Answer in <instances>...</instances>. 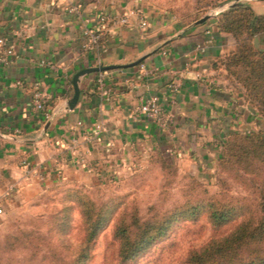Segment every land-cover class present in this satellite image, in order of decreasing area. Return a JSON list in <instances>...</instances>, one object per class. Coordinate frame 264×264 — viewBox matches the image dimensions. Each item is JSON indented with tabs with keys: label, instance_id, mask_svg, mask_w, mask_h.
I'll list each match as a JSON object with an SVG mask.
<instances>
[{
	"label": "crops",
	"instance_id": "obj_1",
	"mask_svg": "<svg viewBox=\"0 0 264 264\" xmlns=\"http://www.w3.org/2000/svg\"><path fill=\"white\" fill-rule=\"evenodd\" d=\"M251 5L264 12V0ZM132 7L146 13V29L135 16L130 24L102 19ZM218 18L185 23L147 0H0V37L11 48L7 62H0L5 210L55 179L99 183L153 149L172 151L181 165L212 178L222 138L264 125L218 66L237 45ZM84 24L101 32L97 47L84 45ZM256 43L264 48V32ZM97 65L114 67L82 76L79 100L69 108L74 74ZM36 80L52 94L48 119L33 106ZM153 94L172 117L166 128L136 110ZM11 185L15 190L6 197Z\"/></svg>",
	"mask_w": 264,
	"mask_h": 264
},
{
	"label": "rangeland",
	"instance_id": "obj_2",
	"mask_svg": "<svg viewBox=\"0 0 264 264\" xmlns=\"http://www.w3.org/2000/svg\"><path fill=\"white\" fill-rule=\"evenodd\" d=\"M147 1L167 8L186 22L195 21L197 17L206 14L214 15L217 9V14H220L238 3L253 2ZM218 66L228 84L240 91L247 100L242 83L229 73L222 62ZM260 129L264 130V125L255 130ZM228 139V136L222 138L219 154L225 150ZM251 175L249 173L245 177ZM239 178L230 163L220 162L217 165L216 161L214 175L208 178L190 166L181 165L175 156L170 162L164 160L157 149H153L143 154L130 167H124L96 184L85 185L74 180L55 179L41 186L27 200L15 203L0 215V264L74 262L87 225L78 194L92 200L97 206L105 204L104 207H117L96 239L89 264H186L192 249L200 247L212 236L226 233L235 222L216 226L210 217V211L204 208L197 218L177 221L167 236L153 244L145 253L127 262L120 257V240L115 235L117 223L124 217L125 222L134 227L131 222L134 213L141 221H146L201 200H228L231 197L251 200V196L256 195L253 188L247 179Z\"/></svg>",
	"mask_w": 264,
	"mask_h": 264
},
{
	"label": "trees",
	"instance_id": "obj_3",
	"mask_svg": "<svg viewBox=\"0 0 264 264\" xmlns=\"http://www.w3.org/2000/svg\"><path fill=\"white\" fill-rule=\"evenodd\" d=\"M218 17L220 30L232 33L237 41L236 48L219 62L242 83L247 100L264 118V48L256 43V37L264 32V12L242 2L221 12ZM179 18L185 23L193 22ZM228 137L230 139L219 154L217 165L220 162L233 165L239 179H247L256 195L251 196V200L244 197L201 200L146 221H141L134 213L131 220L134 227L123 217L116 225L115 235L120 240L119 253L124 262L137 258L167 236L177 221L197 218L205 208L210 211L216 226L235 223L226 233L212 236L200 247L192 249L186 264H264V130H238ZM157 152L164 160H173L172 151L158 149ZM249 173L252 175L245 177ZM77 197L83 206L87 225L77 257L69 264H89L96 239L117 207L97 206L81 194Z\"/></svg>",
	"mask_w": 264,
	"mask_h": 264
},
{
	"label": "built area",
	"instance_id": "obj_4",
	"mask_svg": "<svg viewBox=\"0 0 264 264\" xmlns=\"http://www.w3.org/2000/svg\"><path fill=\"white\" fill-rule=\"evenodd\" d=\"M71 11H78L76 6H72ZM135 16L138 19L139 27L142 29H146L148 25V19L146 13L137 7H132L127 11L116 15L111 16L109 14H103L102 19L110 20L113 22L121 23V24H130L132 22V17ZM83 34L85 36V46L88 48H95L98 46L101 40V32H99L96 28L90 27L88 25H83ZM6 37H0V44L2 48L0 49V62H7L8 54L11 52V48L6 46ZM17 84H23L22 80H17ZM32 102L33 106L36 110L43 113V117L48 119L51 117L52 113L48 108L49 102L52 98V94L45 90L39 81H34L32 84ZM136 110L142 114H145L149 118H151L158 126L162 128H166L169 126L172 117L166 111L164 105L162 104L158 95L153 94L148 97H144L141 99L139 104L136 106ZM26 165L30 166V162L26 161ZM15 190V186L11 185L8 187L7 192L5 193L6 197H9L12 191ZM6 212L4 203L0 199V215Z\"/></svg>",
	"mask_w": 264,
	"mask_h": 264
},
{
	"label": "water",
	"instance_id": "obj_5",
	"mask_svg": "<svg viewBox=\"0 0 264 264\" xmlns=\"http://www.w3.org/2000/svg\"><path fill=\"white\" fill-rule=\"evenodd\" d=\"M219 12V9H217L215 11V14H217ZM211 15L210 14H206L202 17H200L199 19L195 20L194 23H202L205 20H207ZM114 67V65H97V66H88L85 68H82L80 70H78L74 76H73V83H74V94L73 96L68 100V107L69 108H74L79 100L80 97V93H81V87H80V82H81V78L82 76H84L85 74H88L90 72L93 71H98V70H105L108 68Z\"/></svg>",
	"mask_w": 264,
	"mask_h": 264
}]
</instances>
